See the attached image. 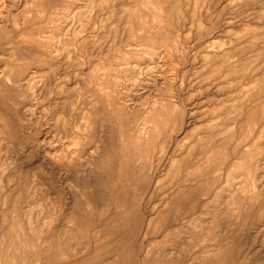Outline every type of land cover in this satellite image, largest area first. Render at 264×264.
<instances>
[{"label": "clouds", "instance_id": "1", "mask_svg": "<svg viewBox=\"0 0 264 264\" xmlns=\"http://www.w3.org/2000/svg\"><path fill=\"white\" fill-rule=\"evenodd\" d=\"M0 264H264V0H0Z\"/></svg>", "mask_w": 264, "mask_h": 264}, {"label": "rangeland", "instance_id": "2", "mask_svg": "<svg viewBox=\"0 0 264 264\" xmlns=\"http://www.w3.org/2000/svg\"><path fill=\"white\" fill-rule=\"evenodd\" d=\"M207 99H209L208 96L198 97L196 100L193 101V104H204V102H205ZM215 99H216V100H219L220 97L216 96ZM205 106H207V105H205ZM192 110H193V111H196V112H199V111H201L202 109L193 108ZM196 119H197V120H196ZM196 123H197V124H196ZM200 123H201V121L198 119V117H197V118H194V119L192 120V122H191V121L189 122V126H187V127H188V128H187V131H191L193 128L199 127Z\"/></svg>", "mask_w": 264, "mask_h": 264}, {"label": "bare ground", "instance_id": "3", "mask_svg": "<svg viewBox=\"0 0 264 264\" xmlns=\"http://www.w3.org/2000/svg\"><path fill=\"white\" fill-rule=\"evenodd\" d=\"M219 97V96H218ZM194 119V118H193ZM197 120V119H196ZM192 122V121H191ZM197 124V123H196ZM188 128V127H187Z\"/></svg>", "mask_w": 264, "mask_h": 264}]
</instances>
